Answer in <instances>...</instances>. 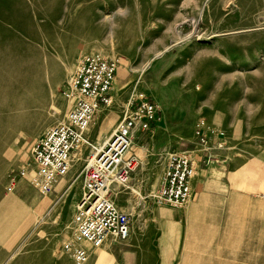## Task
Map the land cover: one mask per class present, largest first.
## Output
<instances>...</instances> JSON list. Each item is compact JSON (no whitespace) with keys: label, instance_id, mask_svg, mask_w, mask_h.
Listing matches in <instances>:
<instances>
[{"label":"rangeland","instance_id":"rangeland-1","mask_svg":"<svg viewBox=\"0 0 264 264\" xmlns=\"http://www.w3.org/2000/svg\"><path fill=\"white\" fill-rule=\"evenodd\" d=\"M86 54L117 60L118 86L106 108L120 113L142 94L168 101L181 114L174 118L183 119V139L137 132L139 165L130 188L112 185V200L131 220L129 236L151 264L158 263L154 215L162 206L150 195L166 154L195 150L197 169L210 165L209 173L236 158L264 159V0H0V264H74L62 244L74 230L85 147L73 152L70 169L49 193L39 194L27 178L13 192L4 187L10 172L29 163L33 140L62 120L71 75ZM149 60L145 75L162 63L165 71L143 79ZM200 119L210 137L208 162L193 134ZM212 133L219 137L213 142ZM191 138L193 147L184 148ZM259 166L264 179V162ZM220 212L243 216L222 221L242 228L241 243H231L237 252L224 254L235 258L229 264H264V189Z\"/></svg>","mask_w":264,"mask_h":264},{"label":"built area","instance_id":"built-area-1","mask_svg":"<svg viewBox=\"0 0 264 264\" xmlns=\"http://www.w3.org/2000/svg\"><path fill=\"white\" fill-rule=\"evenodd\" d=\"M117 60L99 54L80 55L65 93L68 104L61 121L48 126L30 148L29 163L6 176L5 190L12 192L21 178L39 193H49L71 167L72 152L85 147L80 177V194L73 212L74 230L63 242L74 264L86 262V245L99 247L114 240L125 241L131 231L129 215L112 200L111 187L129 188L139 165L131 150L137 132L149 130L157 119V105L142 94L131 96L110 135L101 143L89 141L84 131L100 107L112 103L110 88L115 78ZM200 119L194 126L195 144L210 155V137ZM220 143L217 144L219 146ZM195 150L169 152L166 155L157 192L152 202L170 208H183L193 195L192 181L197 173ZM29 169V170H28ZM148 186L145 182L144 188Z\"/></svg>","mask_w":264,"mask_h":264},{"label":"crops","instance_id":"crops-1","mask_svg":"<svg viewBox=\"0 0 264 264\" xmlns=\"http://www.w3.org/2000/svg\"><path fill=\"white\" fill-rule=\"evenodd\" d=\"M153 63V60L149 62L142 72L144 75L152 69ZM165 66L164 63L160 64L147 75H142L143 79L165 71ZM167 82L165 80L162 84ZM113 86L115 88L118 86L116 79L110 88L111 96ZM184 93L185 99L188 94ZM155 103L157 119L150 124L149 131L154 134H168V138L183 139L180 136V130L183 131V119H175V116L181 115L178 114L176 106L172 107L168 101L163 100ZM121 112L118 113L106 107L98 108L84 131L85 137L95 144H101L116 126ZM177 132L179 135H176ZM217 138H219L218 135L212 133L211 142ZM35 140L36 138L33 142ZM187 141L184 148H192L194 143L192 138ZM133 145L134 142L131 145V150L134 152ZM260 162H264V159L258 156L246 157L242 160L236 158L233 162L216 164L213 172L210 171L212 174L208 171L210 165L202 169L199 166L192 181L194 202H188L184 209L162 205L156 209L154 218L159 234L156 242L157 264H182L185 261L195 262V264L226 261L229 264V260H234L235 258L232 259L230 256L224 257V254L237 252L238 246L231 243L234 238L236 241L239 238L241 243L242 228L239 227L238 230V223L235 228H231L232 224L222 223V221L242 222L243 216L237 213H221L220 207L233 204L235 200H242L245 196L253 197L264 189ZM21 179L16 187H22ZM86 249L87 264H151L132 236L125 241L107 242L98 249L86 245Z\"/></svg>","mask_w":264,"mask_h":264},{"label":"bare ground","instance_id":"bare-ground-1","mask_svg":"<svg viewBox=\"0 0 264 264\" xmlns=\"http://www.w3.org/2000/svg\"><path fill=\"white\" fill-rule=\"evenodd\" d=\"M50 3V2H49ZM94 4V3H93ZM92 6V5H91ZM53 11V10H52ZM92 20H94V21H98V17H97V15L95 14V17H92L91 18ZM102 20V19H101ZM100 25V24H99ZM95 26L97 27V28H99L98 26H97V24L95 23ZM95 34H97V31L95 32ZM111 35V34H110ZM156 55V54H155ZM160 54H158V55H156L155 57H157V56H159ZM154 58V57H153ZM151 60H149L146 64H145V66L143 67V70L148 66V64H149V62H150ZM40 70V68H38L37 69V71H39ZM70 82H71V80H70ZM70 82H69V84H68V87L70 86ZM17 84V83H16ZM12 91V90H11ZM78 147H81V146H78ZM74 152V151H73ZM73 152H72V156H73ZM140 167V166H139ZM31 176H32V172L29 170V176H28V180L29 181H31L32 180V178H31ZM76 181V178H75V180H74V182ZM130 188V187H129ZM111 196L112 195H114L113 194V187H111ZM43 195V194H42ZM119 209H120V207H119ZM121 210V209H120ZM122 211V210H121ZM97 248V247H96ZM86 262H87V260H86ZM85 262V263H86ZM84 264V263H83Z\"/></svg>","mask_w":264,"mask_h":264}]
</instances>
